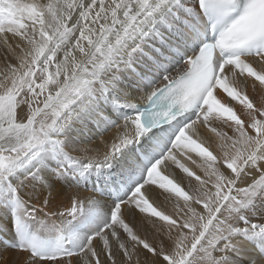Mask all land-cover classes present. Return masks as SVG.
Returning a JSON list of instances; mask_svg holds the SVG:
<instances>
[{"label":"snow or ice","instance_id":"snow-or-ice-1","mask_svg":"<svg viewBox=\"0 0 264 264\" xmlns=\"http://www.w3.org/2000/svg\"><path fill=\"white\" fill-rule=\"evenodd\" d=\"M0 264H264V0H0Z\"/></svg>","mask_w":264,"mask_h":264},{"label":"bare ground","instance_id":"bare-ground-1","mask_svg":"<svg viewBox=\"0 0 264 264\" xmlns=\"http://www.w3.org/2000/svg\"><path fill=\"white\" fill-rule=\"evenodd\" d=\"M248 93H249L250 96H251V95H254V94L252 93V90H251V87H250V86H249V88H248ZM176 177H177L178 180L182 178V175H181V173H180L178 170H177V173H176Z\"/></svg>","mask_w":264,"mask_h":264}]
</instances>
